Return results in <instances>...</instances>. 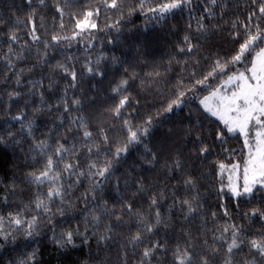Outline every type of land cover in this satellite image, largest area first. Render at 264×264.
Instances as JSON below:
<instances>
[{
	"label": "snow or ice",
	"instance_id": "obj_1",
	"mask_svg": "<svg viewBox=\"0 0 264 264\" xmlns=\"http://www.w3.org/2000/svg\"><path fill=\"white\" fill-rule=\"evenodd\" d=\"M6 7L0 96L8 98V113L12 103L23 106L0 125V264H112L94 260L93 240L97 250L117 245L115 264H264V0H13ZM178 12L187 13L188 23L166 71L154 68L140 78L124 68V76L109 82L111 103L85 114L86 105L97 103L98 88H82L81 79L98 77L99 84L109 59L121 63L102 49L91 54L97 34L120 32L136 13L159 24ZM222 33L226 47L209 51L211 37ZM76 45L82 57L72 53ZM173 63L179 77L166 95L157 88L163 99L141 116L129 81L140 79L141 90L162 78L167 83ZM191 103L217 126L205 134L198 115L183 129L182 144L167 142L178 134L168 128L166 140L153 145L161 117ZM192 114L189 108L181 119L191 121ZM13 122L20 125L15 131ZM231 137L242 140L240 147L221 152L235 162L217 160L205 171L213 146ZM213 172L219 202L210 210L201 189ZM21 185L28 186L27 199H11L24 197ZM241 201L256 203L241 213ZM197 218L195 232L185 227Z\"/></svg>",
	"mask_w": 264,
	"mask_h": 264
},
{
	"label": "trees",
	"instance_id": "obj_2",
	"mask_svg": "<svg viewBox=\"0 0 264 264\" xmlns=\"http://www.w3.org/2000/svg\"><path fill=\"white\" fill-rule=\"evenodd\" d=\"M50 2V0H49ZM128 2H131V0H128ZM13 3V0H0V12H2L4 15H7V7L6 5H11ZM16 4H20L21 0H15ZM199 14V10H197V13ZM113 16V20L115 19L116 14H110ZM231 15V13H229ZM227 19V17H226ZM66 22L67 18H66ZM112 21H109L111 23ZM188 23V16L185 12L183 15L179 12L175 15V17H170L167 21L161 22L157 24L154 20H147L144 16H142L139 13L134 14L130 18H126L125 22L120 25V32H116L115 30H112L110 32H100L97 34V38L94 41L95 47L91 50V54L93 56L97 55L101 49L105 53L106 56L111 57L115 55L116 57L120 58L121 63L119 65H112L111 60H108L107 63V74L105 75L103 81L99 84H97V78L89 79L88 77H83L81 79V87L84 89H90L92 85H96L98 88L96 95L97 103L95 105L88 106L86 105L83 111L85 114L89 113H95L98 114L103 107L111 103V101L108 99V92H109V82L113 80H119L122 76L125 75L124 68L129 69V74L132 71H135L136 73H139L140 78H145V74L152 71L154 68H158V70L162 73H164L167 69L168 60L171 56L175 55V49L176 46L179 44L180 40L182 39L186 25ZM100 24L101 27L104 25V14H101L100 17ZM51 25V13L49 14V26ZM173 26H175L173 28ZM193 29H195L196 25L195 22H193ZM69 28H71V24L69 23ZM8 29L7 28H0V39H6ZM112 39L115 41L112 44L108 43V40ZM211 40L214 43V47L210 48L209 51H215L217 48L220 47H226L224 44V41L227 40V34H215L211 37ZM7 43H0V54H2L4 51L7 50ZM72 53L78 56L84 55L83 47L80 45H76L71 49ZM180 59H184V57H180ZM77 69H80V64H77ZM103 70V66H102ZM192 69L189 68L188 72H190ZM0 71H3L2 68H0ZM180 75V66L173 63L172 65V71L167 72V83L164 82V79L162 78L161 82L151 88L141 90L140 88V79H136L134 82L129 81L131 87L129 88V92L132 93L134 97H139L141 101V107H140V115L143 116V114L147 111H155V107L159 106V101L163 99L162 95H159L157 93V88H160L162 92L166 95L168 92V89L172 86V84L175 83L176 79ZM187 75V72L185 73ZM7 91V90H6ZM77 95L80 94V89L76 90ZM206 94V91H202L200 95ZM71 95V93H70ZM93 93L91 91L88 92V96H92ZM27 99V97H26ZM150 105L152 107H150ZM9 106V101L7 96H0V125L4 124V121L6 118H10L13 115H16L18 110L23 106V100L19 101L18 103H12L11 108L12 111L8 113L6 109ZM189 108L192 109V118L191 121L188 119H181L182 117L186 116V114L189 111ZM129 111V109H125V112ZM28 116H32V110L29 108L27 110ZM75 114V113H73ZM57 114L53 113L52 117L54 118ZM198 115L200 116V119L203 123V130L204 133L207 134L209 128H215L217 126V122H215V119L213 117L207 116V114L201 115V110H198L196 103L187 104L184 106L183 111H177L174 114H171L169 118L161 117L162 123L158 125V127L153 132L152 136L149 138L151 143L153 145H158L159 142L165 141L167 137V129L168 128H175L177 131V135H174L171 140H167L168 143H181L182 144V138L185 135V132L183 129H186L190 123L194 124L197 120ZM44 119H48V114H44ZM139 119V117H137ZM49 124L51 123V120H48ZM14 123L13 130L15 131L20 127L19 124ZM43 123V122H42ZM6 126V125H5ZM41 130L46 131V129H43L41 125ZM199 131V129L193 130V137L196 135V132ZM37 138L40 137V131H37L36 133ZM242 143V140H239L237 137H231L226 139L225 144L221 145H214V151L208 156L207 160L204 161L203 169L205 171L209 170V165L212 164L214 161H223L225 164H230L235 162L234 160H230L229 156L232 155L229 152H221V148H233L238 149ZM25 149H27L28 145H24ZM143 146H141L142 148ZM190 147V144H189ZM155 150V148H154ZM18 155H25L26 153L20 152V150H17ZM238 155V153H237ZM197 167H200L199 165ZM157 169L159 171V165L157 166ZM3 173L0 172V176H2ZM149 177L150 180L156 179V173H145ZM161 182H164L166 180V177H160ZM225 183L227 182V179L224 175ZM172 183H175V181H172ZM203 183L209 187L202 188V193H205L207 195V200L205 201L206 206L211 210L214 209V206L219 202L218 197L216 194L215 189L219 187V184L217 182V177L215 172L212 173V176L203 180ZM23 190L25 192L24 197H12L11 199H27L28 196V186L21 185L18 191ZM82 191V189H81ZM227 203L229 205L230 211H234V204L235 201L232 199H228ZM256 202L253 201L252 204H248L244 201L240 202V212L243 213L244 211L249 210ZM166 208V206H165ZM210 215V213H209ZM177 220V229L176 231H179V224L180 219L177 217L175 218ZM199 219L192 223V224H186V228H191L193 232L196 230V225L199 224ZM223 220H219L218 223H223ZM237 222H243L240 220V218H237ZM75 223V221H73ZM209 227H211V223L209 224ZM259 222H256L253 225V230L255 228H259ZM209 236H211V233H209ZM155 239V238H154ZM79 243V241H77ZM117 245L115 243L112 244L110 248H101L99 250L96 249L95 241H92V251L94 254V260L100 259L103 260L105 257L109 258L112 264H115L116 261V254H117ZM88 249L85 247L84 253H87ZM99 251V257L95 256V253Z\"/></svg>",
	"mask_w": 264,
	"mask_h": 264
},
{
	"label": "rangeland",
	"instance_id": "obj_3",
	"mask_svg": "<svg viewBox=\"0 0 264 264\" xmlns=\"http://www.w3.org/2000/svg\"><path fill=\"white\" fill-rule=\"evenodd\" d=\"M215 119V118H214ZM225 177H226V179H227V173H225Z\"/></svg>",
	"mask_w": 264,
	"mask_h": 264
}]
</instances>
